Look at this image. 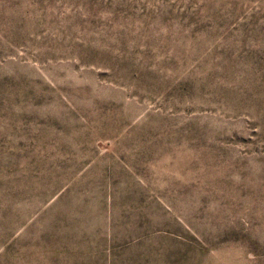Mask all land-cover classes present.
<instances>
[{
	"label": "rangeland",
	"instance_id": "374dc122",
	"mask_svg": "<svg viewBox=\"0 0 264 264\" xmlns=\"http://www.w3.org/2000/svg\"><path fill=\"white\" fill-rule=\"evenodd\" d=\"M0 264H264V0H0Z\"/></svg>",
	"mask_w": 264,
	"mask_h": 264
}]
</instances>
